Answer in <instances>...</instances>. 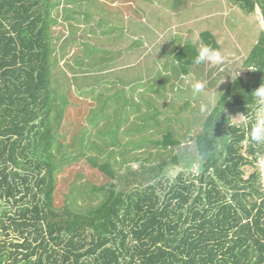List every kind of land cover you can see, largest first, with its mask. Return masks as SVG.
Listing matches in <instances>:
<instances>
[{"label":"trees","instance_id":"1","mask_svg":"<svg viewBox=\"0 0 264 264\" xmlns=\"http://www.w3.org/2000/svg\"><path fill=\"white\" fill-rule=\"evenodd\" d=\"M108 1L105 6L114 11L116 1ZM135 1L122 2L140 18ZM170 1L175 12L187 3ZM229 1L247 15L258 9L264 25V0ZM53 9V0H0V264H264V182L259 168L264 143L253 142L249 135L260 110L252 93L264 84V27L243 61L246 75L226 85L192 139L199 172L171 174L179 167L174 149L181 142L168 126L153 137L152 130L161 125L156 113L139 129L123 130L128 137L123 148L111 144L108 152L97 149L91 155V141L80 143L76 157L102 177L99 184L87 182L100 201L80 210L67 196L57 202V167L72 156L63 154L59 161L55 156L63 111L56 106L52 84L57 62L51 42L57 23ZM68 11L62 7L64 14ZM83 12L92 20L88 10ZM60 26L61 53L76 38ZM93 27L90 23L88 32ZM83 38L88 37L80 36L84 46ZM198 42L182 43L171 53V72L178 79L202 65L192 62L202 45L220 49L207 31L199 33ZM94 54L93 46L85 45V64L77 57L79 69H92ZM83 86L88 87L76 83L79 91ZM238 116L245 122L234 123ZM150 146L169 154L158 155L153 163L134 158L135 168L130 161L112 159L114 153L138 154Z\"/></svg>","mask_w":264,"mask_h":264},{"label":"rangeland","instance_id":"2","mask_svg":"<svg viewBox=\"0 0 264 264\" xmlns=\"http://www.w3.org/2000/svg\"><path fill=\"white\" fill-rule=\"evenodd\" d=\"M71 1L66 4L65 0H53L52 10V17L57 22L52 25L53 58H57L52 68V84L56 106L63 111L55 135V156L57 161L63 154L72 156L57 167V202L67 196L74 207L86 210L101 199L98 193L88 190L87 182L92 180L96 185L102 177L76 157L81 142L85 144L87 138L91 141L90 152L84 149L91 155L103 149L108 152L111 144L123 148L124 140L128 138L123 130L139 129L145 118L152 119L150 117L156 113L161 125L152 130L153 137L158 138L161 130L168 126L167 129L174 130L181 142L174 149L179 167L171 170V174L178 170L199 172L201 162L192 139L214 107L210 100L217 101L234 77L246 75L243 61L264 27L259 10L247 15L229 0H186V6L175 12L170 0H155L150 4L136 0L133 9L140 11L138 18V14H132L131 9L124 6L123 0H115L117 8L111 12L105 6L110 4L108 0ZM65 6L69 11L64 14L62 7ZM85 10L92 15V20L82 16ZM66 15L69 19L64 21L62 18ZM90 23L94 27L88 32ZM61 24L65 32H73L76 38L61 52L62 55L57 51L62 39ZM70 25H77L81 30ZM204 31L215 36L225 62L218 65L204 63L195 67L190 75L178 79L171 72V53L185 42L199 44L198 35ZM82 35L88 37L82 42L95 50L92 69L84 65L79 69L77 57L83 59L85 46L79 43ZM85 61L82 62L85 64ZM65 65L71 70H66ZM127 81L131 83L127 85ZM195 81L207 82L209 107L204 112L201 104L205 98L193 97L191 92L190 82ZM76 83L88 87L83 86L79 91ZM233 122L241 124L245 120L238 116ZM120 153L112 155L115 163L126 160L135 168L134 158L153 163L158 155H168L169 150L150 146L147 152ZM103 162L99 158V164ZM259 168L264 170L263 160Z\"/></svg>","mask_w":264,"mask_h":264},{"label":"clouds","instance_id":"3","mask_svg":"<svg viewBox=\"0 0 264 264\" xmlns=\"http://www.w3.org/2000/svg\"><path fill=\"white\" fill-rule=\"evenodd\" d=\"M225 56L222 54L221 50L218 48H213L208 45H202L196 56L193 58V64L200 65L204 63L218 65L225 62ZM191 92L193 97L196 98H205L202 100L201 111L204 112L208 110L209 101L207 100L206 81H195L190 82ZM252 96L260 105V111L257 115V118L253 125L250 128L249 135L253 142L255 143H264V84H262L257 90L252 93ZM211 105H215L217 101L212 98L210 100Z\"/></svg>","mask_w":264,"mask_h":264},{"label":"built area","instance_id":"4","mask_svg":"<svg viewBox=\"0 0 264 264\" xmlns=\"http://www.w3.org/2000/svg\"><path fill=\"white\" fill-rule=\"evenodd\" d=\"M263 173H262V176H263V182H264V170L262 171Z\"/></svg>","mask_w":264,"mask_h":264}]
</instances>
